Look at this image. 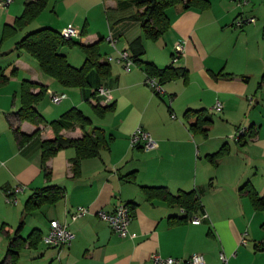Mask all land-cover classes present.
Returning <instances> with one entry per match:
<instances>
[{
  "label": "crops",
  "instance_id": "1",
  "mask_svg": "<svg viewBox=\"0 0 264 264\" xmlns=\"http://www.w3.org/2000/svg\"><path fill=\"white\" fill-rule=\"evenodd\" d=\"M30 1L13 0L0 8V40ZM210 1L208 9L168 8L169 30L157 40L144 38V60L188 71L186 78L165 82L162 96L145 83L143 66L135 64L128 71L119 60L120 52L129 51L130 43L144 35L140 21L133 18L142 9L133 0H49L41 14L3 44L0 67L10 62L11 71H17L0 83V263L21 223L23 237L38 228L43 238L58 220L75 233L71 244L59 248L43 240L37 246L27 242L17 264H151L154 251L180 259L178 264L193 253L203 254L206 264H223L222 253L228 264H264V209H257L241 190L248 185L264 195V21L238 28L235 20L240 14L255 16V2L235 7L230 0ZM259 5L264 7L263 0ZM68 24L84 33L59 50L79 67L86 54L78 42L100 41L101 61L110 64L109 75L92 69L86 86H63L45 74L29 52L15 48L30 31H61ZM178 42H183L184 53L174 60ZM25 80L67 95L54 104L46 94L37 104L45 123L22 121L17 115ZM100 85L111 90L110 102L97 95ZM217 101L223 103L221 112L213 110ZM110 105L113 108L104 115L96 110ZM72 108L92 120L88 131H106L107 144L98 155L82 159L76 174L77 150L72 146L53 154L45 170L42 144L54 136L49 123ZM201 108L214 118L207 135L193 131L184 116L188 109ZM17 127L30 137L21 142ZM242 127L248 130L235 139ZM138 128L150 132L158 147L132 146L130 138ZM62 133L72 138L84 135L79 126ZM209 154L216 155V164ZM48 186L62 188L64 196L27 211L28 199ZM144 186L167 187L174 194L196 191L201 205L183 220L180 206L149 198ZM16 187H23L17 192L18 202L8 203L7 192ZM121 202L133 213L125 237L97 215L101 209L113 211ZM80 206L89 211L73 220L71 214ZM204 212L207 218L192 223V217Z\"/></svg>",
  "mask_w": 264,
  "mask_h": 264
},
{
  "label": "trees",
  "instance_id": "2",
  "mask_svg": "<svg viewBox=\"0 0 264 264\" xmlns=\"http://www.w3.org/2000/svg\"><path fill=\"white\" fill-rule=\"evenodd\" d=\"M49 0H32L25 4L23 14L16 20L15 26H6L3 38L11 36L17 30L25 28L46 8ZM137 3L142 11L133 15L135 20L140 21L143 28V36L134 39L130 43L129 53L135 64L143 66L147 75L155 76L163 85L165 82L183 77L186 78L188 71L184 67H176L170 64L165 67H158L154 62L144 60L146 54V46L144 38L157 40L163 36L171 26V17L167 10L170 7L182 5L184 9H208L211 6L210 0H133ZM264 3V0H263ZM84 32L82 31V34ZM74 40H65L61 32L51 28L42 27L37 30L28 32L16 43V49L25 50L34 56L42 71L55 78L63 86L67 87H83L88 84V73L92 69H96L101 75H109L110 64L101 61L100 41L92 44H84L78 42L86 54L83 65L77 67L72 65L67 56L62 53L59 48L65 44H73ZM17 68L14 67L11 74H7L6 70L0 67V83L7 82L12 75H15ZM40 87L38 92L34 88ZM47 94V87L25 80L22 83V105L17 112L19 118L30 120L36 124L45 123V118L37 109V104ZM159 96L163 94L156 93ZM112 105L96 110L104 115L106 111L111 110ZM185 119L189 122L191 129L203 133L205 135L212 129L214 118L207 109H188L185 112ZM92 124V120L78 108H72L65 112L59 119L53 120L49 126L54 132V136L43 141L42 163L43 168L47 170V160L55 154L59 149L66 147H75L77 156L73 160V168L75 174L79 172L82 159L96 156L100 150L107 144L106 131L100 127H94L92 131H88L87 127ZM79 126L83 129L84 135L80 138H72L65 136L62 131L64 129L75 128ZM15 132L19 136L21 142L27 140L30 135L21 131L20 127L15 128ZM36 132H39L37 130ZM208 158L216 164L215 154H209ZM147 196L151 199L160 198L167 201L171 205H178L180 209H185L186 213H182L184 219H187L191 212H196L199 205V195L196 191H181L178 194L172 193L167 187L163 186H144ZM245 191L253 201L257 209H264V195L260 196L256 191L252 190L248 185L241 188ZM64 196V190L57 186H48L35 192L26 204V210L31 212L44 203H52ZM178 221V220H177ZM176 223L175 219L171 220ZM23 223L20 224L15 234L10 236L9 247L5 259L0 264H17L21 248L28 242L30 246H37L42 240V232L35 228L27 237H23L20 232ZM264 228V223H263Z\"/></svg>",
  "mask_w": 264,
  "mask_h": 264
},
{
  "label": "built area",
  "instance_id": "3",
  "mask_svg": "<svg viewBox=\"0 0 264 264\" xmlns=\"http://www.w3.org/2000/svg\"><path fill=\"white\" fill-rule=\"evenodd\" d=\"M238 5L245 6L250 3L251 0H235ZM13 0H0V8L8 7ZM255 16H249L240 14L235 20V25L237 27H243L247 24L256 23ZM61 35L65 40H74L82 36V31L75 27L73 24H68L61 31ZM114 44V40H112ZM184 53V44L183 42H178L175 45V52L173 59L176 60L177 57ZM120 61H123L125 68L129 71L135 65L134 60L131 58V55L128 50H122L120 52ZM145 83L153 89L155 93L163 94L164 88L163 85L159 82V79L155 76L147 75ZM97 95L104 97L105 102H110L112 100L111 90L105 86L100 85L96 89ZM47 94L50 100L53 103H60L63 99L66 98V94L61 92H56L55 90L47 87ZM213 110L221 112L223 110V103L217 101L213 107ZM175 116V115H173ZM247 127H242L238 129L237 133L234 135L235 139H239L247 131ZM132 146L141 145L145 150H153L158 147V141L152 136V134L142 128L136 129L130 138ZM23 187H16L13 190H9L6 195V201L8 203H17L18 197L17 192L21 191ZM89 211L86 207H78L77 210L71 214L73 220L78 218L81 215L86 214ZM182 213H186L185 209H181ZM97 215L99 218L105 220L110 224V226L116 231L120 236L125 237L129 232V224L133 218L132 208L128 203L121 202L119 203L113 211L98 210ZM208 215L204 212L202 215H197L191 218L192 223L199 224L202 222V219L207 218ZM75 237V233L68 226L67 223H62L58 220L53 221L49 232L43 236L42 240L47 246H54L63 248L71 244L72 240ZM221 260L223 264L229 263V258L224 253L221 254ZM151 264H178L180 259H177L172 256H164L158 251H154L150 255ZM184 264H206V259L201 253H193L189 257L182 259Z\"/></svg>",
  "mask_w": 264,
  "mask_h": 264
},
{
  "label": "rangeland",
  "instance_id": "4",
  "mask_svg": "<svg viewBox=\"0 0 264 264\" xmlns=\"http://www.w3.org/2000/svg\"><path fill=\"white\" fill-rule=\"evenodd\" d=\"M253 2H255L256 6L258 7V9L256 10V13L254 14L257 18V22H263L264 21V7L263 6H260V0H252ZM231 4L235 7H238V3L235 1V0H230ZM248 6V5H245V7ZM240 28V27H238ZM11 38L10 36H7L4 38V40L2 41L1 45H0V49H1V52H2V46L4 44V46H7L8 44V39ZM6 41V42H5ZM67 47H69L67 45ZM11 63L10 62H7V63H4V68L3 69H7V72L9 71L10 73H7V74H11V67L9 66ZM49 97V96H48ZM64 101V100H63ZM62 101V102H63ZM54 104H59V103H54Z\"/></svg>",
  "mask_w": 264,
  "mask_h": 264
}]
</instances>
